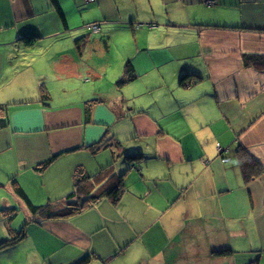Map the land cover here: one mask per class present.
<instances>
[{
  "label": "crops",
  "instance_id": "1",
  "mask_svg": "<svg viewBox=\"0 0 264 264\" xmlns=\"http://www.w3.org/2000/svg\"><path fill=\"white\" fill-rule=\"evenodd\" d=\"M250 54L264 55V0H0V244L25 228L0 264H264V170L245 182L238 157L264 169ZM94 81L111 88L90 94ZM107 151L113 171L142 155L126 158L119 203L35 212L66 208L77 171L97 174Z\"/></svg>",
  "mask_w": 264,
  "mask_h": 264
},
{
  "label": "trees",
  "instance_id": "2",
  "mask_svg": "<svg viewBox=\"0 0 264 264\" xmlns=\"http://www.w3.org/2000/svg\"><path fill=\"white\" fill-rule=\"evenodd\" d=\"M79 41V40H78ZM31 43V42H29ZM246 65L252 66L259 70H264V55H245L244 57ZM136 74L131 66V63H127L125 68L124 76L117 81L118 87H123L133 79H135ZM198 81V78L195 74L185 73L181 76V84H187ZM1 123H6V119L0 118ZM114 146L118 145V143H113ZM112 144L101 143L96 148L100 147H113ZM120 145V144H119ZM116 147V146H115ZM121 147V146H120ZM119 147V148H120ZM142 157L141 154L130 155L126 158L131 162L139 161ZM239 163L242 170V174L245 182H250L256 177L260 176L263 173V165L259 162L255 157H253L245 148H240L239 150ZM56 156L48 158L41 164L37 166L39 170H44L54 159ZM113 163H110L108 166L102 168L97 174L90 175L86 174L82 170L79 169L77 171L75 177L74 190L70 194L71 202L64 209H54L52 205H47L42 208H35V212L42 215V217H67L73 214L80 213L85 208L92 206L98 203L100 200L104 198L110 199L114 204L119 203L121 197L125 191V174L122 173L120 175L114 173L113 171ZM16 183V181L14 180ZM17 186V184H16ZM18 187V186H17ZM25 235V228L23 231H20L17 236L11 238L9 240L4 241L0 244V249L6 247L8 245L14 244L18 240H20ZM229 250H221L218 251V255H228ZM88 261V258L82 260L77 264H84Z\"/></svg>",
  "mask_w": 264,
  "mask_h": 264
},
{
  "label": "rangeland",
  "instance_id": "3",
  "mask_svg": "<svg viewBox=\"0 0 264 264\" xmlns=\"http://www.w3.org/2000/svg\"><path fill=\"white\" fill-rule=\"evenodd\" d=\"M97 63L98 62H100V60L99 59H94ZM115 67V66H114ZM105 82H97L96 83V81H94V84L92 83V89L90 90V94L96 89H98V91H100V90H103V91H107V89L108 88H111V84L109 85V84H106L105 86ZM112 86H113V88H115V85H114V83L112 84ZM93 90V91H92ZM119 90L120 91H122L121 90V88H119ZM143 90H140V91H138V92H136V93H134V95H136L138 98H142V97H144V96H147L148 94H151L152 92H151V90H145V91H143ZM90 100H94V98H90ZM140 100V99H139ZM91 104H93L94 103V101H92V102H90ZM91 104H88V105H91ZM158 103L156 102V105H157ZM142 143H144L143 142V138L139 135V134H137L136 132L134 133V135H133V137L131 138V140H130V147L131 148H134L135 146L136 147H141L142 146ZM108 152V154H109V156H110V158H109V160H107V162H105L104 161V166H106V165H108L109 163H113V165H114V162H113V158H112V154H111V151H107ZM122 153V152H121ZM124 156V155H123ZM121 158V157H120ZM117 159V161H116V166H115V170H114V173H116V174H118V175H120V174H122V173H125L126 172V174H125V176L128 174V170H129V164H128V162H127V160H126V157H123V158H121V159ZM100 159H102V156H99V160ZM94 164H95V161H94ZM122 164H126V165H122Z\"/></svg>",
  "mask_w": 264,
  "mask_h": 264
},
{
  "label": "built area",
  "instance_id": "4",
  "mask_svg": "<svg viewBox=\"0 0 264 264\" xmlns=\"http://www.w3.org/2000/svg\"><path fill=\"white\" fill-rule=\"evenodd\" d=\"M87 1H94V0H87ZM89 28L91 29V31L93 32H99L100 30V24L99 23H93L89 25Z\"/></svg>",
  "mask_w": 264,
  "mask_h": 264
}]
</instances>
